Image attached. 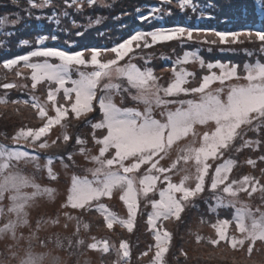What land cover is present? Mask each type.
<instances>
[{
    "label": "snow or ice",
    "instance_id": "6c2138e0",
    "mask_svg": "<svg viewBox=\"0 0 264 264\" xmlns=\"http://www.w3.org/2000/svg\"><path fill=\"white\" fill-rule=\"evenodd\" d=\"M96 0H87V4L94 6ZM165 7H151L148 15H139V19L147 21L149 18L163 14L172 15L174 9L184 11L191 9L199 11L194 0H159ZM13 4L17 0H12ZM66 7H81L79 0H64ZM27 11L32 14V9H43L54 7L52 0H26ZM247 11V7L245 8ZM252 10L264 17V0H252ZM137 12L140 10L137 9ZM62 15L67 16L68 12L63 11ZM203 15V12H201ZM36 19H41L37 16ZM48 20L56 19V13L46 17ZM8 22L6 16L0 17V25ZM16 25L17 19L10 21ZM59 24V20L56 19ZM99 23V20L93 21ZM195 36L207 37L214 35L219 38L220 43H242L245 40L260 42V50L264 51V27L259 30L242 29L240 31H217L215 29H198L186 26H172L168 28H156L152 31H135L128 39L116 43L111 48L92 47L81 51L61 50L53 47L38 46L24 55L14 58L0 59L4 69L18 67L21 62L24 68L31 69V88L36 90L40 83L48 85L47 96L44 102L40 98L31 95L28 99L9 100V90L19 87L14 83L0 84L4 95L0 96V105L11 104L15 111L19 112L20 106L31 107L40 120V126L21 127L17 129L12 141L19 144L21 141L34 151L28 152L22 149H11L8 145L0 144V237H8L15 242L23 239V235L17 236V230L29 226L27 208L30 207L39 196L46 195L53 199L56 189L42 187L36 182L35 174L26 175L19 168L20 164L32 165L35 172L46 170L47 178L51 181L59 179V174L53 165L59 160L61 166L67 169L75 165L73 153L66 155H49L48 150L58 146L61 140L67 145L72 140V135L67 131V124L63 123L65 118L76 121L88 122V116L94 113L98 106L102 113V119L92 123L93 141L99 146L98 154L89 156L85 148H80L81 155L90 163L96 165L94 168L85 169V175L73 174L70 187L67 189L65 201L61 207H70L73 210L92 211L104 213V221L108 229H112L114 223H119L133 231L134 222L137 217V197L143 194L144 198L149 193L157 190L158 181H162L166 187L158 189L159 199L152 200V211L148 213L147 224L155 232V248L157 249L150 264H163V257L169 251L167 244L171 240V233L163 230L162 221L175 218L181 220L182 214L193 202L205 191L214 193L215 205L209 204L208 213H216L222 207H235L236 201L241 194L251 198L255 193H260V200L264 202V183L260 179L244 175L239 180L232 179L230 173L233 170L235 161L229 157L232 152L239 153L243 149L258 150L264 147V62L245 63L244 75H240L239 66L236 64H224L219 61L205 62L195 53L185 52L183 57L173 62V79L166 86L161 85L152 67H149V60L144 57L143 67L134 63L137 58L136 49H148L158 42L180 41L184 38L193 40ZM76 35H82L77 32ZM56 40V36L50 37ZM230 38V39H229ZM49 39L47 36L37 37L36 45ZM205 42H209L205 40ZM216 41H211L215 43ZM22 45H28L27 39L21 40ZM107 56L114 58L105 59ZM192 57L197 60L201 68H207V74L201 77L197 87H188V78L195 79V73L184 68L177 70V66L188 62ZM32 58L38 59L32 62ZM50 58H55L59 63H51ZM126 61V62H125ZM123 62V63H122ZM91 67L90 71H83L82 68ZM213 69H219V73ZM75 71L79 78L72 79L71 73ZM21 72L17 71L16 76L20 77ZM243 80L245 83L233 81ZM214 82L219 87H211ZM71 87H67V84ZM63 91L64 103H58L57 94ZM133 90L135 94H133ZM128 93L130 98L137 104L144 107H122L115 102L114 97ZM181 94L198 96V99H181ZM74 95V99H73ZM55 111V115L49 114L48 105ZM171 105H179L174 111L169 110ZM160 111V117L156 118L155 109ZM58 125L63 131L55 139H50L53 127ZM211 126L210 131H204L199 138V146L191 145L180 148V155L169 167L163 166L161 161L170 155L171 150L184 138L192 133L197 136L195 126ZM96 130H104L102 137L95 135ZM249 132L256 133L257 139L246 138ZM6 135V134H0ZM240 142L239 144L237 142ZM197 141L193 140L192 144ZM87 142L76 137L77 145H84ZM43 156L45 163H40ZM264 162V155L257 158ZM257 159L249 158L246 163L252 167L256 166ZM70 161L71 165L65 163ZM192 162L195 167L194 186L188 184L193 177L184 175L179 183L171 179V173L177 168L179 161ZM222 160V163H216ZM143 166V168H142ZM139 171L145 174L139 176V192L136 188V176ZM264 175V169H261ZM88 174L91 175L89 179ZM210 180V183L208 182ZM31 189V191H26ZM114 190H120V199L127 205V219L119 218L116 214L108 212L102 198L112 197ZM226 194V195H225ZM9 203L5 205L3 201ZM207 204L208 202L205 201ZM259 216H253L252 210L243 208L236 209L234 214L235 228L240 234L230 235L228 219L217 218L215 223H210L215 231V237H209L211 245L218 246L221 242L229 244L233 249H243L247 244V252L250 254L257 241L264 242V211L260 207L255 210ZM67 219H75L79 228L82 222L81 217H73L70 213H64ZM13 217H15L13 219ZM246 218L251 219V226L245 223ZM6 221V222H4ZM160 221L161 223H158ZM54 220L53 223H58ZM40 221H37L39 227ZM67 227V225H65ZM88 229V224H83ZM35 233L30 234L31 236ZM78 236L79 231L74 233ZM95 239V238H93ZM205 239L196 235V240ZM46 245V241H41ZM77 246L85 244L84 239L75 241ZM73 241L68 240V247L71 249ZM13 245H7L13 258L17 253L11 251ZM89 249H97V243L88 244ZM114 247V246H113ZM151 248V246H150ZM103 253H108L110 247L103 242ZM186 257V253L181 250ZM118 259L114 264H130V250L126 242L121 241L117 250ZM148 255V252L141 253V256ZM43 257L25 250L24 256L20 257L18 264H42ZM0 264H5L0 261Z\"/></svg>",
    "mask_w": 264,
    "mask_h": 264
},
{
    "label": "rangeland",
    "instance_id": "374dc122",
    "mask_svg": "<svg viewBox=\"0 0 264 264\" xmlns=\"http://www.w3.org/2000/svg\"><path fill=\"white\" fill-rule=\"evenodd\" d=\"M83 1V0H80ZM79 1V3H81ZM81 8V7H79ZM8 21H11L8 18ZM173 45V42L167 41L162 43H157L148 49H136L137 58L133 60L139 66L143 67L144 59L140 57L147 58L152 64L155 61L157 71L159 72L162 79L159 81L161 85L166 86L169 81L173 79L172 68L164 69L161 60L173 53L171 48H166L167 46ZM46 47V46H45ZM63 50V49H61ZM24 55V54H23ZM183 57V54H182ZM162 58V59H160ZM42 60L43 58H32V62H37V60ZM154 60V61H153ZM51 63H59L55 58H50ZM126 62V61H125ZM175 62V61H174ZM123 63V62H122ZM199 62L194 58L190 57L188 62L177 66V70L184 68L185 70L192 72L193 69L199 67L197 66ZM227 64V63H224ZM83 71L92 70L89 66L88 68H82ZM22 73L20 77L16 76V72ZM219 73V69H217ZM72 79H78V74L73 70L71 73ZM189 80L186 86H189ZM238 83H245V81H233ZM3 83H14L19 87H14L9 90L8 99H28L31 95H35L40 98L41 102L46 100L48 85L45 83H40L36 90L31 88V69L24 68L23 63L18 67L13 69H4L2 63H0V84ZM71 87L69 83L66 85ZM213 88L219 87L218 82H214L211 86ZM4 91L0 88V96L4 95ZM133 94L135 91L133 90ZM123 103L121 104V95H116L114 97L115 102L122 107H139L143 108L144 105L137 104L134 102L128 93H123ZM181 99H193L192 95L185 96L181 94ZM74 99V95H73ZM58 103H64L63 91L61 90L57 94ZM179 105H171L169 110L174 111ZM98 107V106H97ZM49 114L55 115V111L48 105ZM99 109V108H98ZM163 109L156 108L155 116L160 117V111ZM100 112V110H99ZM102 119V113L100 112ZM63 123L67 124V131L72 135V140L65 145L61 140V143L48 150L49 155H66L68 152L73 153V159L75 161L74 166H70L67 169L61 166L59 160H56L53 167L55 171L59 174V179L56 181H51L47 178L46 170H41L35 172L32 165L20 164L19 168L23 170L26 175L35 174L36 182L42 187H50L56 189V193L53 199H49L48 196L42 195L35 199L34 203L27 208L29 226L21 227L17 230V236L23 235V239L19 242H15L8 237H0V261H4L5 264H18L20 257L24 256L25 250L31 249V251L37 255L43 257L42 264H114L118 259L117 250L120 248L121 241L127 243L131 256L130 264H144L150 260V255L152 253V236H150V231L148 229L147 219L148 213L152 211L151 201L159 199L158 189L166 187L162 181H158L157 190L153 193H149L147 198H144L143 194H139L137 197V217L134 222L133 231L129 232L127 228L122 227L119 223H114L112 229H108L104 221V213L92 211L73 210L70 207H61V204L65 201L67 195V189L70 187L71 176L77 174L80 176L85 175V169H90L96 167L95 164L90 163L85 159L84 155L79 154L80 148H85L88 151L87 155L93 156L98 154L99 146L93 141V131L88 127L81 126L80 121L77 122L72 118L69 120L65 118ZM95 123V122H94ZM92 124V123H91ZM40 120L36 116L35 111L31 107L20 106L19 112L15 111L11 104L0 105V144L8 145L11 149H22L24 151L33 152L31 147H28L21 141L19 144H14L12 141V136L14 132L21 127H39ZM87 126V125H85ZM211 126L204 127L200 125L195 126V131L197 133L196 137H193L192 133H189L187 138H184L179 142L170 152V155L166 157L161 163L165 167H169L174 161H177V157L180 155V148L186 146H199V138L202 137L204 131H210ZM63 131L60 126L55 125L53 131L50 134V139H55ZM104 131V130H103ZM105 134V131H104ZM95 135L99 138L102 133L96 131ZM79 136L81 139L85 140L87 143L84 145L76 144V137ZM246 138L257 139L256 133L249 132ZM196 140L195 144L192 141ZM240 143L239 141L237 142ZM14 144L16 146L11 145ZM20 146V147H17ZM264 147L258 150L253 149H243L239 153L232 152L229 157L232 158L236 163L233 167L230 176L232 179L239 180L244 175H250L260 179L261 183H264V175L261 174V169H264V162L259 161L257 158L264 155ZM262 153V154H260ZM251 159H257L255 167H252L246 163V161ZM223 161H217L216 163H222ZM40 163L43 165L45 160L41 156ZM65 163L71 165L70 161L65 160ZM143 168V166H142ZM144 171H139L137 174H130L136 176V188L139 192V176L144 175ZM195 167L194 161L184 162L179 161L177 168L171 173V179L175 183H179L180 179L184 175H190L193 177L192 180L188 181V184L194 186L195 180ZM89 179L91 175L88 174ZM210 183V180L208 181ZM26 191H31V189H26ZM122 192L120 190H114L112 197L102 198V203H104L108 212L116 214L119 218L127 219V205L120 199ZM214 193L210 190L205 191L200 197L196 198L193 202L194 206H189L185 212L182 214L181 220L177 221L175 218H171L167 221H162L164 229L171 233L169 251L166 255L168 259V264H264V242L257 241L254 244L253 251L249 254L247 252V244L243 249L237 248L233 249L229 244L221 242L218 246L206 243L207 238L215 237V231L211 227L210 223L202 222L211 221L215 223L217 217L221 219H228L230 221L228 232L230 235L240 234L236 231L235 221L233 219L236 209L247 208L252 210L253 216L258 217L259 213L255 210L260 207L264 211V202L260 200V193H255L251 198L245 194H241L236 201L235 207H222L219 208L218 216L216 213H208L207 208L209 204L215 205L216 201L212 198ZM226 195V194H225ZM205 201L208 203L206 204ZM5 205L9 202L7 200L3 201ZM70 213L73 217H81L82 222L77 225L75 219H67L64 213ZM15 217H13L14 219ZM54 220H58V223H53ZM0 221L3 218L0 217ZM37 221H40L39 227H37ZM6 222V221H4ZM251 219L246 218L245 223L247 226H251ZM158 223H161L158 221ZM83 224H88V229L83 227ZM67 225V227H65ZM79 231V235H74L75 232ZM35 233L31 236L30 234ZM155 235V234H154ZM195 235H200L205 239L202 241H197ZM95 238V239H93ZM73 241V246L71 249L68 247V240ZM78 239H84L85 244L82 246H77L75 241ZM41 241H46V245H42ZM107 242L110 251L108 253L102 252L103 242ZM97 243V249H89L88 244ZM13 245L11 251L16 252L18 255L13 258L7 248V245ZM114 246V247H113ZM181 250L186 253V257L181 254ZM148 252V255L141 256V253Z\"/></svg>",
    "mask_w": 264,
    "mask_h": 264
},
{
    "label": "trees",
    "instance_id": "16d2710c",
    "mask_svg": "<svg viewBox=\"0 0 264 264\" xmlns=\"http://www.w3.org/2000/svg\"><path fill=\"white\" fill-rule=\"evenodd\" d=\"M80 2L81 8H77L75 6L66 7L64 0H52L54 7L32 9V14L29 15L26 0H17L16 4H13L12 0H0V17L6 16L10 20H18L16 25L11 24L10 21L0 25V59L14 58L26 54L38 46L70 51H81L92 47L111 48L116 43L128 39L135 31L147 32L156 28H168L176 25L206 30L215 29L217 31L259 30L264 27V17L252 10V0H194L200 9L197 12H193L191 9L184 11L174 9L173 14L170 16L160 14L149 18L147 21L140 20L139 15L147 16L148 10L154 6L165 7L166 9L168 6L161 4L159 0H96L94 6L91 7L87 4V0ZM246 7L247 11L245 10ZM137 9L140 11L137 12ZM53 11L56 13L59 24L56 23V19H46V17L53 15ZM63 11H67L68 15H62ZM201 12H203V15H201ZM37 16L41 19H36ZM97 19L99 23H93ZM77 32L82 33V35H76ZM53 35L57 37L56 40L50 38ZM39 36H47L49 39L44 40L42 45H36L35 41ZM24 39L29 41L28 45L20 43ZM205 40L209 42H205ZM211 41L216 42L211 43ZM172 42L173 45L166 48H171L173 53L166 55L163 59L160 58L162 59L161 62L165 63L163 65L165 70L171 68L173 62L177 58H181L185 52L195 53L205 62L215 63L219 61L221 63L236 64L239 66L241 76L244 75L243 67L245 63L264 62V51L260 50L259 41L253 43L245 40L242 43L222 44L219 42V38L214 35L197 37L194 34L193 40L184 38ZM110 58H114V56L105 57V59ZM154 64L155 61L148 64V66L152 67L159 77L158 67ZM213 70L217 72V69ZM192 72L195 73V79L189 77V86L197 87L201 77L207 74L208 70L206 67L202 69L199 66L193 69ZM100 118L99 109L96 107L94 113L89 114L88 122L82 120L80 124L90 129L91 123L99 121ZM96 131L102 133L101 137L104 135L103 130ZM12 146L16 145L12 144ZM17 147L20 146L17 145ZM217 218L221 219V217ZM148 229L150 236H152V253L150 260L144 264H150L157 250L155 248V232L150 227ZM171 242H173V239H171ZM205 242L209 243L208 238ZM170 245L169 241L167 244L168 249L171 248ZM167 253L164 254L163 264H168Z\"/></svg>",
    "mask_w": 264,
    "mask_h": 264
}]
</instances>
